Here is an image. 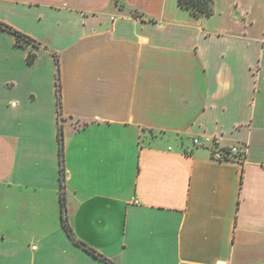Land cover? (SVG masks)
<instances>
[{
	"label": "crops",
	"instance_id": "0c3cea01",
	"mask_svg": "<svg viewBox=\"0 0 264 264\" xmlns=\"http://www.w3.org/2000/svg\"><path fill=\"white\" fill-rule=\"evenodd\" d=\"M0 21L40 43L0 28V264H107L63 215L117 264H264V0H0Z\"/></svg>",
	"mask_w": 264,
	"mask_h": 264
},
{
	"label": "trees",
	"instance_id": "16d2710c",
	"mask_svg": "<svg viewBox=\"0 0 264 264\" xmlns=\"http://www.w3.org/2000/svg\"><path fill=\"white\" fill-rule=\"evenodd\" d=\"M178 4L180 7L188 9L193 16H209L213 13V0H178ZM132 14L135 16H143V14L139 13L138 11H132ZM0 28L2 30H5L11 34H13L16 38V44L19 46H27L29 44L37 47L40 43L29 37L28 35L22 33L21 31L13 28L12 26L0 21ZM35 54L32 52H29L27 55V61L28 63H31L34 60ZM55 61L57 62V58L55 57ZM241 152H239L240 154ZM239 154L235 155L238 156ZM61 204L64 207L65 206V192H64V169L61 167ZM62 225L65 229V231L68 233V235L75 241V243L81 245L87 252L92 254L93 256L103 260L107 264H117L113 262L112 260H109L99 254L96 250L93 248L87 246L83 242L76 240L73 236L71 227L69 226L66 218L64 215L62 216Z\"/></svg>",
	"mask_w": 264,
	"mask_h": 264
},
{
	"label": "built area",
	"instance_id": "2783aa9c",
	"mask_svg": "<svg viewBox=\"0 0 264 264\" xmlns=\"http://www.w3.org/2000/svg\"><path fill=\"white\" fill-rule=\"evenodd\" d=\"M192 142L195 145L205 144L212 149V156L216 160H227L232 156L239 154L240 149L238 146L231 145L228 147L219 146L218 139L216 137H193Z\"/></svg>",
	"mask_w": 264,
	"mask_h": 264
},
{
	"label": "rangeland",
	"instance_id": "374dc122",
	"mask_svg": "<svg viewBox=\"0 0 264 264\" xmlns=\"http://www.w3.org/2000/svg\"><path fill=\"white\" fill-rule=\"evenodd\" d=\"M110 9V8H109Z\"/></svg>",
	"mask_w": 264,
	"mask_h": 264
}]
</instances>
